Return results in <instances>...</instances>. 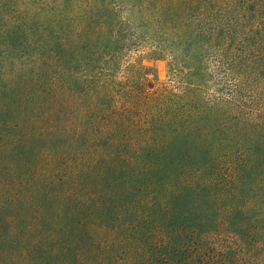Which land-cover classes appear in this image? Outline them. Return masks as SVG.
Segmentation results:
<instances>
[{
	"label": "trees",
	"instance_id": "16d2710c",
	"mask_svg": "<svg viewBox=\"0 0 264 264\" xmlns=\"http://www.w3.org/2000/svg\"><path fill=\"white\" fill-rule=\"evenodd\" d=\"M0 264H264V0H0Z\"/></svg>",
	"mask_w": 264,
	"mask_h": 264
},
{
	"label": "rangeland",
	"instance_id": "374dc122",
	"mask_svg": "<svg viewBox=\"0 0 264 264\" xmlns=\"http://www.w3.org/2000/svg\"><path fill=\"white\" fill-rule=\"evenodd\" d=\"M150 64L155 68V75L153 76L154 81H156L157 83L167 81L168 72L166 62L163 60H151Z\"/></svg>",
	"mask_w": 264,
	"mask_h": 264
}]
</instances>
